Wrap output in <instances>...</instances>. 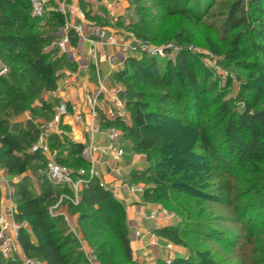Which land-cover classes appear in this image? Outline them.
<instances>
[{"label": "trees", "instance_id": "16d2710c", "mask_svg": "<svg viewBox=\"0 0 264 264\" xmlns=\"http://www.w3.org/2000/svg\"><path fill=\"white\" fill-rule=\"evenodd\" d=\"M263 1L248 0L252 11L247 14L244 0H234L218 28L223 38H230L226 43L224 58L232 60L237 55L241 59H234L235 69L262 73L259 77L242 81V86L249 90L250 95L242 99L244 106L240 111L233 110L229 100L225 98L204 100L202 82L192 68L189 53L183 48L186 42L185 30L174 36L180 50L174 59L166 60L162 72L157 57L147 55L142 58L128 57L124 67L115 72L116 78L124 79L125 89L121 94L124 95L129 110L130 123L123 129L132 139L131 150L144 154L147 162L144 169L131 170V179L136 182L158 183L144 188L146 201L165 202L170 198L171 190L194 198H211V195L202 191L204 183L199 173L192 171L204 167L199 161L206 155L222 164L227 173L242 170L244 174H255V178L244 179L250 183L247 192H259L256 188H260L262 196L253 202L245 203L243 207L254 209L258 206L260 210L264 208V182L260 181L264 178L262 175L264 167L257 168L259 164H264ZM88 5V2L80 1L85 17L99 18L98 15L92 16ZM206 5L204 13L208 10ZM144 7L142 3L134 9L136 20L132 23V28L139 37H147L150 22L155 19L176 13L184 14L186 11L192 13L191 9L183 8L180 11L177 7L164 5V12L157 16L147 13ZM195 14V18L200 21L197 18L198 12ZM66 19L67 16L60 11H52L44 17L32 16L28 0H0V62L6 66L5 73L0 74V168L8 175L21 174L30 169L37 175L40 187L38 192L34 191L28 176H23L12 184L14 218L28 221L33 235L21 228L18 232V243L26 257H36L44 264H88L83 250L79 248V242L65 221L64 214L50 213V208L56 204L60 195L66 193L67 199L63 205L71 213L77 214V225L84 238L98 242V245L93 243L95 246L93 248L101 263L139 264L132 256L123 203L115 198L108 188L100 184L98 176L91 175L90 171L81 174L78 169L72 171L73 177L75 179L81 177L83 182L78 190V201L74 203L72 200L75 195L71 187L54 184L49 181L46 173H38L45 168L47 162V157L40 149L33 150V146L39 141L41 132L39 126L30 119L25 123L13 121L14 116L27 110L35 117H43L46 120L52 117L55 104L45 101L43 94L54 91L58 79L63 75V69H74L75 63L70 62L66 53H60L56 46L46 49V46L58 37L43 28L54 26L60 29ZM101 20L104 24L109 23L105 19ZM247 27L250 28L249 41L248 45L242 48V42L247 40L243 28ZM68 32L71 44L76 45L78 35L73 29ZM153 40L159 42L161 38L154 37ZM141 84L150 85L161 91L156 97V105L152 111L144 108L145 93L136 88ZM35 101L39 104L34 105ZM151 117L159 121H171L174 129L180 128L188 135L194 136L196 142L193 148L184 147L182 142L174 148L177 145L176 141L150 129ZM103 125L114 127L116 123L106 119L103 120ZM219 126L222 128L218 137L221 141L214 144L212 130ZM60 129V133L53 132L47 135L48 148L51 151L59 150L66 144L64 139H67L70 147L68 153L75 156V164L90 166L89 161L83 156L85 146L71 140L63 131L66 127ZM214 169L217 170L216 167ZM219 176L216 187L222 194L218 197L228 201L233 191L232 179L223 177V173ZM258 208L254 210L255 215L259 211ZM185 209L186 211L178 214L181 217L180 221L163 226L157 229L156 233L173 244L185 247L188 254L172 260H158L155 264H220L215 249L201 248L196 243L190 244L185 241V236L189 235L196 237L202 235L206 236V239L214 237V234H209L207 229H204L208 227L198 221L202 220L201 217L208 216L204 215L205 209L192 210L190 207ZM246 212L248 214L250 210ZM216 233L218 234L215 237L216 241L227 246L229 241L222 237L228 234L221 230ZM108 235L119 242L120 257L116 261L112 259V251H108ZM249 239L251 240V237ZM0 260H3L1 255ZM5 264L18 263L8 260Z\"/></svg>", "mask_w": 264, "mask_h": 264}, {"label": "rangeland", "instance_id": "374dc122", "mask_svg": "<svg viewBox=\"0 0 264 264\" xmlns=\"http://www.w3.org/2000/svg\"><path fill=\"white\" fill-rule=\"evenodd\" d=\"M57 1L61 0H53L52 3H55ZM111 1H113L112 3H115L112 7V9L114 10L112 15H110V12L107 11L108 9L105 10L104 8L100 7L102 3H98L92 9H88L90 10L89 12L92 14V16L98 15L99 18L105 19L109 23L104 24L99 18H86L84 12L82 11V15L79 16V22H82V25L84 27V36H86L85 34H87L90 37L97 38V30L106 27L109 29L112 28L114 31H120L121 33L125 34L124 36L133 35L138 40L147 41L149 44L155 47H161L167 44H172L176 46L177 44L174 40V36L180 31L185 30L184 34L186 36V42L183 48H185V50L189 53L190 59L192 61V68L195 69L198 79L200 80V82H202L203 90L205 92L204 100L211 101L212 99L216 100L219 98H225L229 100L231 108L233 110L240 111L243 109L244 104L242 102V99L244 97L249 96L250 94L249 90L245 89L242 86V81H245V79H253L255 77H259L262 75V73L257 71H245L238 68L235 69L234 59L238 60L241 59V57L239 58V56L236 55V57L232 58V60H226L223 56L224 51H226L227 49L226 43L229 42L230 38H223L221 36V32L218 31V28L221 25L222 20L226 16L229 5L234 0H209L208 3V0H189V2H185L183 0H143L142 2H135L134 0ZM142 3L145 5L144 9H146V12L151 13V15L156 14L157 16H159L162 12H164V5L171 7L173 6L175 8L177 7V9L180 11L183 10V8L191 9L192 13L191 11H189L190 13H186V11L184 14L176 13L172 16H165L162 19H155V21L150 22V30L148 31L147 37H139L133 31L132 23L134 22V20H136L134 9L135 7H137V5H142ZM244 4L246 7V13L248 14L252 11L251 4L248 2V0H244ZM205 5L208 9L207 13H204L203 11ZM197 12L199 14L197 18H199L200 21L195 18V13ZM201 12L204 14H202ZM252 20L254 19L252 18ZM85 23H87V25H85ZM43 29L47 32L54 33L58 37L54 39L49 46H46L47 50L55 47L59 38L63 35V33H65L64 26H62L60 29H56L54 26L51 28ZM243 34L247 40L242 42V48L248 45L247 43L249 41L248 37L250 35V28H243ZM77 37H79V35ZM154 37H160L161 40L159 42H155L153 40ZM101 42L106 45L115 47L119 49L122 53H124V51H122L116 45L108 44L105 40H102ZM94 47L92 45L91 50ZM74 48L75 45H73V49ZM124 54L126 55V53ZM175 54L176 53L171 51L165 58L157 57L160 72L164 70L166 60L174 59ZM255 54L258 55L257 52H255ZM128 57L130 56L126 55V59ZM89 58L91 62L94 61L91 52L89 54ZM97 62L100 65L101 62L99 61V58H96V63ZM200 65L202 66L201 68L199 67ZM1 66L6 67L2 62H0V67ZM65 69L66 68H64L63 71ZM206 72H209V74H206ZM262 82L263 81L261 80L260 83ZM260 83H258V85H261ZM117 84L122 85V87L124 88V79L119 77L117 80ZM98 85L99 87L103 86H101L100 80ZM136 88L142 90L145 93V110H154V105H156V97L159 96L161 91L159 89L151 87L150 85L142 84L136 86ZM104 91L106 92L105 87ZM121 97L123 100H125L123 94H121ZM56 105L59 106L60 103ZM204 117V119L206 120L207 115H205ZM111 120L115 121L116 123L114 127H110L116 131L117 137H119V145L117 147H122V149L128 147V153L130 155H132V153L142 155V165L140 167H142L141 169H144L147 166L145 155L142 153H135L131 150L132 139L129 137L128 133H126L123 129L126 124L130 123L129 110L126 107V101L124 114L116 118H111ZM103 126L104 125L101 124V128H104ZM150 129L156 131V133L165 135V137L168 139L172 138L173 141H176L177 145L174 148L178 147L181 142L183 143L182 145L184 147L189 146L193 148L194 143L196 142L194 136H191L190 134L188 135V133L182 131L180 128H176L177 130L174 129V126L171 121H159L157 118L151 117ZM221 129V126H219L215 130H212L214 144H218L221 141V139L218 138ZM63 131L65 134H67L66 130ZM64 141L66 144H64L63 148L59 150H52V159H55L57 162L60 161V164L65 165L71 171L78 169L79 171L83 170V173H88L92 169L96 170L94 165H76L74 161L75 156L70 155L68 153V151L70 150V147L68 146L69 140L64 139ZM167 147L169 148V145ZM57 159H59V161ZM190 159L194 161L193 158ZM199 162L203 163L204 167L192 171L199 173V175L201 176L200 179H202V182L204 183L202 191L207 195H211V198H194L186 195L185 193H178L175 190H171V196L167 201L155 204L160 205V208H163L168 212V215L170 216L168 218H170V222L173 224L181 220V217H179L178 214L181 211H186L185 207H190V209L192 210L205 209L206 212L204 213V215L208 214V216L201 217L202 220L198 221H200L202 225L207 226L208 228L204 229H207L209 234H214V237L206 239V236L202 235L197 237L189 235L185 236V241L190 244L196 243V245L201 248L215 249L218 252L219 257L217 258V260L220 261V264H264V208L260 210L258 206H255L254 209H247L246 207H243L245 203L253 202L254 199L261 198L262 196L260 194H262L263 192L260 191V188H256L259 192H247V188L250 187V183L245 182L244 179L246 180L249 177L255 178V174H244L243 172H241L242 170H237L233 173H230L228 171V173H230L228 174L227 170L222 164L220 165V163H218L215 159H212L206 155ZM209 166H212L213 168ZM214 167H216L217 170L214 169ZM263 167L264 164H259L257 166L258 169H261ZM116 168L118 169V171H116L115 174H121L120 167L117 166ZM24 173H26L27 175L29 174L28 177L33 184V190L38 192L39 183L37 180V175L33 173L30 169H27L26 171H24ZM38 173H45V168L38 171ZM222 173L224 175L223 177H230L232 179L231 181L233 185V191L231 198L228 199V201H224L223 199H220L218 197L222 193H219V191L217 190L216 183L218 181V177L220 178L219 175ZM2 174L3 173L0 172V175ZM231 174L233 176H231ZM262 175H264V173ZM72 176H74V174ZM260 181L264 182V178L260 179ZM157 184H155L154 182H140V185L143 187V189L147 188L148 186H155ZM76 194L78 195V192ZM10 196L12 197V212H14L15 201L13 195ZM65 199H67L66 193H62L56 204L50 208V213L52 214L57 211H63V209L66 207L65 205H63ZM230 202L231 204H229ZM257 208L259 209V211H257V214L255 215L254 210ZM247 210H250L248 214L246 212ZM65 214V221L67 222V225L69 226V228L73 227V223L70 221V218L76 213H71L70 211H68V209H66ZM11 216L12 219L19 224L26 223L29 228V233L30 235H32L31 226L28 221H26L25 219L16 220L14 218V213ZM218 230L224 231L228 234V236L222 237L223 239L229 241V244L227 246H223L216 241L215 237L218 235L216 233ZM76 232H79L78 234L81 237V241L76 238L79 242V248L82 249L84 247L87 251L91 249L95 252L93 248L95 247L93 245L95 241H88L87 239H85L79 227L77 228ZM8 236H10L12 239H15V237L12 235ZM249 237H251V240L249 239ZM107 242H109L108 251H112V259L116 261L120 257L118 251L119 242L115 239H112L110 235H108ZM17 243L18 242L14 243L16 247L18 246ZM95 243L96 245H98L97 241ZM14 244V251L12 252L10 258L4 259L2 257L3 260H0V264H5L8 260L15 261L18 264H22L21 259L24 256V253L23 251H21L22 249L18 246L19 249H16L19 250L20 254H16ZM192 256L195 257V255ZM33 259H35L37 264H44L41 260L36 257H33ZM104 264L106 263L104 262Z\"/></svg>", "mask_w": 264, "mask_h": 264}, {"label": "crops", "instance_id": "0c3cea01", "mask_svg": "<svg viewBox=\"0 0 264 264\" xmlns=\"http://www.w3.org/2000/svg\"><path fill=\"white\" fill-rule=\"evenodd\" d=\"M69 1V7H79L81 9V0ZM84 1L89 3L88 7L90 9L98 3H102L100 7L107 10L103 0ZM79 19L80 17H74L72 21L79 22ZM85 35L79 36L75 48L66 53L68 60L75 63V69L69 70L66 68L57 81L56 89L43 94L45 101L55 105L58 103L76 104L78 107L77 112L64 115L59 124H55L52 117L49 120L43 117H35L29 110L14 116L13 121L25 123L29 119L33 120L41 131L39 144L47 145L46 137L49 133H60V127H66V135L74 142L82 143L85 146L83 156L89 161L90 165H94L95 171L104 186L125 207L128 239L135 261L139 264H155L158 260H172L176 257H183L188 254L185 247L173 244L156 233L157 229L171 224L170 218L163 217L160 214V205L146 201L144 199V189L136 192L129 190L131 185H140V182L131 179L130 170L142 168L140 167L142 165V155L134 153L130 155L127 147L123 149L122 156L116 159L114 150L118 148L119 137L111 140L108 133L112 128L110 126L101 128L103 120H111L106 113L108 105L112 103L109 98L110 93L124 91L122 85L117 84L118 78L114 74L124 67L126 55L119 49L98 41L94 48L101 63L100 65L98 62L94 64L89 58L92 45L87 38L88 35ZM93 68L94 70H92ZM99 80L105 87L106 92L100 93L96 98L98 112H95L98 115L95 117L92 106L86 100V95L93 96L97 93ZM38 104V101L34 102V105ZM94 123L99 124V130H92ZM44 154L47 157V153ZM117 166L121 170L119 175L115 174L118 171ZM0 172L3 173V176L0 175L1 213L7 206H12V197L10 196L13 195L14 191L12 184L29 174L23 172L17 175H8L3 168H0ZM39 189L38 185V191ZM66 209L65 207L63 212H66ZM152 213L155 214L152 215ZM70 221L77 231V214L72 215ZM19 248H21L20 245Z\"/></svg>", "mask_w": 264, "mask_h": 264}, {"label": "built area", "instance_id": "2783aa9c", "mask_svg": "<svg viewBox=\"0 0 264 264\" xmlns=\"http://www.w3.org/2000/svg\"><path fill=\"white\" fill-rule=\"evenodd\" d=\"M30 5V13L34 17H44L45 15H48L52 11H60L64 15L67 16V19L65 21L64 30L65 33L59 38L58 42L56 43V47L58 48L60 53H67L69 51L73 50V45L71 44L69 30L73 29L74 32L79 35L83 36L84 34V27L82 25V22H73L72 19L74 17H79L82 15V10L79 7H69V0H61L57 1L55 3H52L53 0H28ZM56 1V0H55ZM111 0H103V3L105 4V7L108 9V12H110V15L113 13L112 7L115 3H112ZM98 35L96 37H90L88 36V40L91 42V44L94 45L100 40H105L106 43L111 45L118 46L124 53H126L127 56H133L136 58H142L143 56H151V57H161L165 58L171 51L174 53H177L180 49L177 45L174 46L172 44H167L161 47H155L149 44L147 41H142L136 39L133 35L124 36L125 34L121 33L120 31H114L109 28L104 27L103 29L97 30ZM91 55L93 56V63L96 64V50L93 48L91 50ZM6 67L1 66L0 67V74L5 73ZM102 86V84H101ZM104 92V87H99L98 92L91 96L86 95L87 102L92 106V111L95 117L98 115L96 112H98L96 108V98L100 93ZM123 91H115L111 92L109 95L110 100L112 103L108 105L107 108V115L111 118H116L119 116H122L124 114L125 109V100L122 99L121 93ZM78 110V107L76 104L67 105L66 103H60V105H55L53 114H52V121L55 124H59L61 122V119L64 115L68 114H75ZM96 111V112H95ZM99 124H93L92 130L97 131L99 130ZM108 136L111 140H115L117 137V133L115 130L110 129ZM40 149L43 153H47V162L45 166V173L47 178L50 182L58 185H68L74 190L75 198L74 203H77L78 199L76 197V193L80 189V186L83 182V179L81 177L74 178L72 176V171L66 167L65 165L60 164L55 159H52V151L48 148L46 144H39L33 146V150ZM123 154L122 148H117L114 151V157L116 159H119ZM79 173H83V170H80ZM91 175L98 176V173L95 170H90ZM101 185L104 186L103 182H100ZM130 191L136 192L143 190V187L141 185H134L129 188ZM62 213L64 214V217L66 219V214L63 211H57L53 214ZM12 206H7L3 212L0 213V255L4 259L10 258L12 255L13 250V244L15 242H18V232L21 228L26 229V231L29 232L28 225L26 223H17L12 219ZM155 213H152L154 215ZM160 214L163 217H170L168 215V212L161 208ZM73 235L81 241V237L79 234L75 231L73 227L70 228ZM12 235L15 237V239H12L10 236ZM18 244V243H17ZM15 246V244H14ZM19 246V245H18ZM18 246H15V252L16 254L19 253ZM18 248V249H16ZM84 255L88 261V264H103L99 261L98 257L96 256L95 252L93 250H86L84 247L82 248ZM22 251V250H21ZM22 257V264H37L35 259L26 257L25 254Z\"/></svg>", "mask_w": 264, "mask_h": 264}]
</instances>
